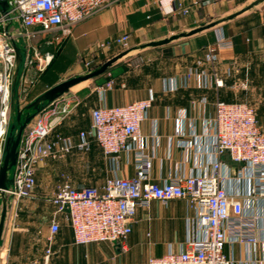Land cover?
Segmentation results:
<instances>
[{
    "label": "crops",
    "instance_id": "obj_1",
    "mask_svg": "<svg viewBox=\"0 0 264 264\" xmlns=\"http://www.w3.org/2000/svg\"><path fill=\"white\" fill-rule=\"evenodd\" d=\"M255 1L110 0L84 20L54 31L33 28L34 33H26L15 13L13 19L0 25V30L10 32L19 60L35 47L43 54H53L52 64L31 89L21 87L31 78L29 72L15 73L12 97L19 101L27 94L34 101L54 85L85 73L81 63L86 58L102 64L124 51L116 39L128 35L131 51L127 55L106 72L46 104L24 135L43 118L53 123L51 138L66 137L75 145L80 141L79 133L90 129L93 109L153 98L141 125L142 140L134 149L109 157L91 138L87 150L73 148L61 157L37 163V182L30 197L7 193L0 264H145L151 256L180 251L188 238L201 235L195 211L185 199L167 203L153 200L149 207L137 209L132 233L125 243L127 250H122L119 242L79 245L63 214L56 215L61 222L59 232L50 234L49 225L55 215L51 198L64 181L79 188L101 187L109 177L136 176L140 170L136 158L141 151L151 161L148 180L159 184L175 175L210 168L215 159L210 121L217 99L252 105L259 124L264 126V0L195 35L138 48L225 18ZM178 3L189 7V13L178 10ZM220 36L230 38L233 48L217 52L214 62L205 60L206 52ZM204 75L208 86L204 85ZM216 78L223 81L222 86L215 85ZM64 107L66 113L62 112ZM221 160L222 172L227 175L223 184L229 191L240 193L245 214L254 220L257 239L245 243L230 238L224 252L232 264H264V178L251 177L249 169L232 161L227 153ZM154 232L157 240H153ZM47 248H51L48 260Z\"/></svg>",
    "mask_w": 264,
    "mask_h": 264
},
{
    "label": "built area",
    "instance_id": "obj_2",
    "mask_svg": "<svg viewBox=\"0 0 264 264\" xmlns=\"http://www.w3.org/2000/svg\"><path fill=\"white\" fill-rule=\"evenodd\" d=\"M109 1L7 0L6 12L0 4V25L16 17L26 33H34L33 28L54 31L84 20ZM177 7L184 14L190 11L189 7L181 3ZM13 13L16 16L13 17ZM116 42L122 49H127L128 35L118 37ZM233 46L230 38L220 36L206 52L205 60L214 62L217 52L232 49ZM52 58L53 54H43L35 47L26 54L25 65L29 68L37 61L38 70L43 72ZM18 61L19 54L10 32L0 30V168L6 153L11 86ZM84 64L93 69L92 59H84ZM204 78V85L208 86L207 76ZM215 85L220 87L223 81L216 78ZM152 101L153 98L149 97L123 105H103L93 109L91 127L79 133L80 141L75 145L66 137L58 135L51 138L53 123L39 118L25 135L23 133L13 182L7 193L19 198L30 197L37 182V163L47 158L61 157L73 148L87 150L91 138L109 157L116 158L122 151L134 149L142 140L141 125L148 116ZM67 111L66 107L62 109L63 113ZM210 125L213 128L211 149L215 159L211 167L203 172L175 175L162 184L151 182L148 180L151 161L141 151L136 158L140 170L134 177H109L101 187L79 188L69 181L60 183L51 198L55 215L49 225L50 234L59 232L61 222L56 215L63 214L73 230L76 244L119 242L125 251V243L132 233L139 207L147 208L153 200L167 203L173 199H185L195 211L202 227L201 235L195 239L188 238L185 248L180 251L151 256L145 264H232L224 252L228 239L245 243H254L257 239L254 220L248 219L245 214L240 193L229 191L223 184L227 175L222 172L221 157L227 153L232 161L243 163L251 177L264 178V126L259 124L256 109L252 105L221 99L215 103V115ZM50 255L51 248H47V260Z\"/></svg>",
    "mask_w": 264,
    "mask_h": 264
},
{
    "label": "water",
    "instance_id": "obj_3",
    "mask_svg": "<svg viewBox=\"0 0 264 264\" xmlns=\"http://www.w3.org/2000/svg\"><path fill=\"white\" fill-rule=\"evenodd\" d=\"M261 1L263 0H256L254 3L245 7L241 11L230 14L225 18L215 20L207 24H203L188 32H181L179 34L172 35L168 38L142 44L138 48L141 49L150 46H161L181 37H188L195 35L203 30L215 27L223 21L235 18L236 16L252 8L254 5L258 4ZM0 4L2 6L3 11L6 12L8 7L7 0H0ZM130 51L131 49L124 50L118 53L117 55L113 56L112 58L108 59L107 61H105L100 66L93 69L92 71L68 78L54 85L53 87L49 88L44 93L39 95L34 101L26 105L25 107L26 110H32V112L29 111L26 116H23L22 109L18 110L16 117L18 123V129L17 132L13 134V130L15 129L16 125H12L11 131L9 132L6 139V153L2 162V166L0 168V193L3 201V210L0 218V239L4 228L5 217L7 214L6 193L9 191V185L12 184L13 182L12 179L9 177V172L11 168L14 167L17 163L18 147L20 145L23 133L27 128L28 124L35 118L36 115H38L40 112L43 111L46 104L54 102L56 99L60 98L62 95L67 93L73 86L106 72L110 66H112L116 61H118L125 55H127Z\"/></svg>",
    "mask_w": 264,
    "mask_h": 264
},
{
    "label": "rangeland",
    "instance_id": "obj_4",
    "mask_svg": "<svg viewBox=\"0 0 264 264\" xmlns=\"http://www.w3.org/2000/svg\"><path fill=\"white\" fill-rule=\"evenodd\" d=\"M128 49V48H127ZM126 50V49H124ZM53 62V58L51 59L50 63L48 64L47 68L52 64ZM94 65L92 66L93 69L97 68L98 66H100L101 64L96 63L97 61H93ZM37 61L34 62V64H32L29 68L25 65V57H23L22 59H20L18 61V66H17V70L16 73L20 74L22 72L27 73L29 72V75L31 76V78L25 82H23V84H21L22 89H31L33 84H35L36 80L41 76L40 74L45 72V69L43 72H40L37 68ZM83 65V72L87 73L89 71H92V68H87L84 64V61L81 63ZM92 69V70H91ZM84 74V73H82ZM77 76V75H76ZM15 86L16 87V83L13 82L12 86H11V98H10V104H9V122H10V126H9V132L11 131V127L13 124H16L15 129L13 130V134H15L17 132L18 129V124L16 123V117H17V112L19 109L23 110V116H26L28 114V112H32V110H26L25 107L27 104L32 102V98L30 97V95H26V97L24 98V96L22 95V98H20V101L17 97L13 98L12 97V87ZM24 93V92H23ZM27 93V92H25ZM29 125V124H28ZM28 127V126H27ZM8 132V134H9ZM15 170V166L11 168L10 172H9V177L12 179L13 178V173ZM6 195H8L6 193ZM7 200V211H8V199L6 197ZM2 210H3V201H2V197L0 196V218H1V214H2ZM158 236L155 234V232L153 233V240H157Z\"/></svg>",
    "mask_w": 264,
    "mask_h": 264
},
{
    "label": "trees",
    "instance_id": "obj_5",
    "mask_svg": "<svg viewBox=\"0 0 264 264\" xmlns=\"http://www.w3.org/2000/svg\"><path fill=\"white\" fill-rule=\"evenodd\" d=\"M16 123H17V119H16ZM18 124V123H17ZM13 125H16V124H13Z\"/></svg>",
    "mask_w": 264,
    "mask_h": 264
}]
</instances>
